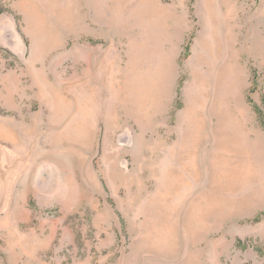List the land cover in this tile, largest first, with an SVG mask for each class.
<instances>
[{"label": "rangeland", "instance_id": "374dc122", "mask_svg": "<svg viewBox=\"0 0 264 264\" xmlns=\"http://www.w3.org/2000/svg\"><path fill=\"white\" fill-rule=\"evenodd\" d=\"M206 1L0 0V128L17 137L0 135V264H264V199L247 205L249 186L210 184L213 138L182 156L194 59L223 31L209 14L220 18V0ZM231 1L248 126L264 137V0ZM170 48L152 131L113 83L146 96ZM47 82L73 106L54 108ZM56 133L76 138L58 144ZM193 162L196 177L184 168Z\"/></svg>", "mask_w": 264, "mask_h": 264}, {"label": "bare ground", "instance_id": "6f19581e", "mask_svg": "<svg viewBox=\"0 0 264 264\" xmlns=\"http://www.w3.org/2000/svg\"><path fill=\"white\" fill-rule=\"evenodd\" d=\"M44 2L48 5L53 3L52 0H44ZM212 2L214 0L206 1L208 9L210 7L213 9ZM231 2V0H220L223 12L219 19L214 16L213 11H209L212 25L218 24L223 28V31L219 36L214 35L213 41L208 40L205 36L206 39L200 44L201 50H198L199 52L195 56L196 70L192 82L196 89L190 94L193 105L188 106L185 111L184 129L186 133L181 151L184 158L193 156L190 153L205 139L213 138L215 145L208 156L212 176L210 184L216 190L224 188L228 192H237L235 189L249 186L252 194L250 195L249 192L248 197L243 199L248 202V205L257 198L264 199V137L261 133L252 132L248 126L246 107L242 101L244 69L237 63L240 48L236 46L237 38L233 32L235 23L232 22L235 18H233V10L230 9ZM248 38L249 32L243 36L241 48L245 47L244 43L248 44ZM166 39L167 42H172L170 35L166 36ZM135 46L136 49H140L139 42L135 43ZM171 47L174 48V42L171 43ZM172 48L168 53H161L160 69L156 73V79L151 81L150 93L148 91L146 96L138 92L137 87L134 88L133 81V83L130 81L122 83L121 79L120 83H113L117 86L116 90L119 88L115 101L124 104L127 112L134 114L138 110L139 119L142 121L145 119L148 128L154 125L153 119L157 114L158 118H161L159 113H162L165 99L169 95V85L172 79L170 62L174 53ZM1 83L3 88L1 92L3 93L6 83ZM46 84L51 95L47 101L49 102L52 97L51 104L54 108L62 111L64 108L73 106L66 89L56 86L53 82ZM89 87L94 96L93 86ZM92 105L91 102L84 100L74 103V106L81 111H89ZM148 105H150V111H146ZM113 120L115 119H112L111 122L114 123ZM157 120L160 121V119ZM153 128L154 126L151 127L152 131ZM23 129L25 132H30L33 127L25 125ZM7 131L0 128V135H8L17 139L13 129ZM56 136H58L56 142H59L58 144L64 141L71 143L76 138L73 133L66 135L56 133ZM156 142L161 143L162 141L158 139ZM115 158L114 162L117 160ZM227 167L229 169L225 170ZM184 168H187L192 176L200 175L196 162L185 164ZM114 174L116 173L114 172ZM180 180L185 181L184 177H181ZM209 197L206 195V200Z\"/></svg>", "mask_w": 264, "mask_h": 264}, {"label": "trees", "instance_id": "16d2710c", "mask_svg": "<svg viewBox=\"0 0 264 264\" xmlns=\"http://www.w3.org/2000/svg\"><path fill=\"white\" fill-rule=\"evenodd\" d=\"M257 112H258V117H259L260 123L264 127V98H263V106L258 107Z\"/></svg>", "mask_w": 264, "mask_h": 264}]
</instances>
